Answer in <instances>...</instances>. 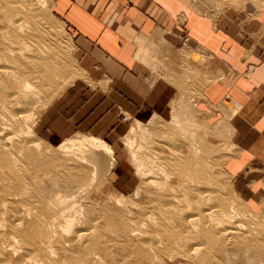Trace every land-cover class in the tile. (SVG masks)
I'll list each match as a JSON object with an SVG mask.
<instances>
[{"label": "rangeland", "instance_id": "rangeland-1", "mask_svg": "<svg viewBox=\"0 0 264 264\" xmlns=\"http://www.w3.org/2000/svg\"><path fill=\"white\" fill-rule=\"evenodd\" d=\"M35 1H39V3ZM38 1L21 0L22 5L28 6V9L37 13L40 19H44L41 20L44 25H48L51 39L50 48L54 49L56 60L62 67L63 73L54 80L55 83H53V87L48 92L36 95L31 100V103H34L31 107L34 111L30 109L31 112L29 110L30 106H27L30 102L28 101L29 103H27L26 98H18L16 103L10 105L6 103V95H4L6 92L0 89V110L5 109L4 111L11 115L12 129L14 131L21 130L20 132L17 131L20 137H23L24 132L28 131L29 127H32L30 128L33 131L32 135L23 139L28 140L30 137L34 142L42 146V154L44 156L40 155L37 159L29 158L27 153H22L21 155L23 156H19V166L21 167H19L21 172H19V208H23L22 210L19 209L22 212L21 214L19 211V223H21L20 226L22 227H24L23 222L31 224L33 231H38V227L39 229L45 228L42 233L46 234L45 237L51 235L49 238H52V240H49L52 242L46 240L47 244L41 243L38 254L34 256L38 259L37 263H35V261L28 259V256H33L30 253L34 248L27 245L32 243L25 244L23 238L19 236V241L17 238L15 239L17 245L14 244L15 247H12V239L7 241L10 237L9 229L2 227L0 229V237L2 236L0 238V250H2V253H0V264H48L50 261H54L51 264H264V200L261 202L260 207L248 204L242 200L224 169V163L228 156L235 151V144L232 140L233 129L229 121L237 112V108L232 104L224 103L219 108L224 112V118L214 119L211 115L203 113L194 107V105H197L199 98H202V92L199 93V91L207 85V81L199 80L197 82L199 91L192 89L191 75L197 73L198 70L202 71L201 66L209 69L210 64L203 57L199 64L192 61L191 58L189 61H173L169 65L172 70L171 74L165 77L170 79L169 82L174 84L180 93L172 101L171 114L168 117L155 114L148 121H138L129 119L127 115L121 113L120 120L123 116H126L129 120L123 122L124 125L121 128L120 136L116 138L117 142L109 143L115 152L113 158H116L117 162H114V166H116L110 169V159L103 161L102 165L101 163L98 164L99 167L102 166L100 169L96 166L97 163H95L96 165L92 164V166L90 163L82 165L77 160L76 150L67 151V154L69 153L72 158L58 147L67 140L93 136L86 133H77L67 140L56 141L36 130V125L42 112L76 78L84 76L86 71L83 66L86 50L81 46L76 35L55 16L53 10L55 0ZM195 3V7L198 10H203L215 18H218L225 11L241 14L248 7L264 12V0H196ZM154 49H156V53L165 55L159 51L158 47ZM162 50L165 51L164 49ZM146 54L149 56L148 51H146ZM145 55L138 57L144 61ZM159 56H156V58ZM156 58H154V70L157 73L161 71L164 73L166 63L162 64V68L160 61L158 62ZM193 69L197 71L195 72ZM209 71L213 70L210 69ZM209 71L207 70L206 72ZM200 74L202 75L203 73L200 72ZM212 75L216 76L215 80H218L223 76V73L217 68ZM41 96L42 98L38 99ZM35 101L37 104H35ZM16 108L20 110L19 113L25 110L27 115L30 114L28 117L23 114V120H17L15 115ZM24 121L25 123H23ZM137 122L143 124L142 128L136 129L137 133L134 140V142L136 141V147L141 145L144 148L139 151V161L143 160L145 163L147 161L146 164L150 165L156 164L154 165L157 166L154 174H146L149 172L146 167L145 172L138 175V162L134 160L132 152L126 146V140H129L128 137L134 135ZM193 124L196 126H193ZM158 132H161V134ZM193 134L194 136H192ZM196 150L199 151V154L195 153ZM45 155L47 157L49 155L55 156L58 160L44 162L45 159L43 160V158L46 157ZM88 156H93V154ZM148 157L153 159L154 161H152L155 163H148L146 159ZM154 157H158V159ZM150 159L149 162H152ZM71 161H74V163ZM93 166H96V168ZM108 170L110 171L107 172ZM163 171H165V174ZM94 173L95 175L93 176ZM84 185H88V187ZM199 188L202 189L199 190ZM201 194H204V197ZM67 199H70V201ZM1 206L0 211L2 210ZM27 206L31 207L32 211H28L30 209ZM208 206L211 209H208ZM65 207H68V209L66 208L67 211ZM33 210L37 211L36 215ZM223 210L229 212L230 218L223 216ZM232 210H235L234 212L236 213ZM208 211L210 212L208 213ZM27 212L28 214L33 212V214L28 217ZM194 212L200 218L198 217L197 219ZM186 213L188 215L191 213L190 215L192 216L193 214L194 217L189 215V218ZM185 214L187 215L185 220L190 227L187 226L188 223L183 219ZM34 216H38V218ZM206 216L208 217L207 220ZM210 216H212L213 220ZM2 217L7 219L8 216H0V218ZM195 218L197 226L195 224L194 226L192 225V220ZM254 218L255 222H253ZM38 219H42L43 223L40 220L38 221ZM64 219L67 220L65 221ZM203 220L205 222L208 221V223H203ZM67 222H72V226L69 224L68 227ZM238 222H241L242 226ZM39 224L43 226L41 227ZM22 227L19 229L24 230ZM195 227L198 232L193 229ZM233 227H237V230L235 229L237 232L234 231V233L227 235V238L224 237L226 236L225 231L233 230ZM47 228L50 230L47 231ZM77 228H79V231H77ZM66 229L67 232L70 231V234L65 233ZM206 229L209 232L211 231L213 235H217L218 238L215 241L206 239L204 237ZM151 230L154 232L152 233ZM218 231L219 234L217 233ZM245 231L246 233L243 234ZM242 240L245 241L243 242ZM82 242L84 243L82 244ZM196 242L198 244H195ZM188 246L191 250L188 249ZM14 248L17 253L13 251ZM29 248H32V250ZM196 248L197 252L200 251L199 253L196 252ZM26 249L31 250V252ZM192 250H194L193 254H191ZM22 255L23 257H21ZM47 256L50 260H47ZM199 259L203 262H199Z\"/></svg>", "mask_w": 264, "mask_h": 264}, {"label": "crops", "instance_id": "crops-1", "mask_svg": "<svg viewBox=\"0 0 264 264\" xmlns=\"http://www.w3.org/2000/svg\"><path fill=\"white\" fill-rule=\"evenodd\" d=\"M195 2L55 0V16L86 50V71L42 112L36 130L56 141L86 133L116 143L124 125L121 113L138 121L171 114L172 101L180 93L165 77L171 74L173 61L191 58L199 64L203 57L210 67L200 65L203 70L191 75V83L198 91L199 80L207 85L199 91L202 98L194 107L214 119L224 118L219 109L224 103L237 108L229 121L235 151L224 169L241 199L260 207L264 200V12L248 7L244 13L225 11L215 18L198 10ZM156 47L165 55L156 53ZM140 55H145L144 61ZM154 58L162 68L166 63V73L154 70ZM217 68L223 76L215 80L212 74Z\"/></svg>", "mask_w": 264, "mask_h": 264}, {"label": "bare ground", "instance_id": "bare-ground-1", "mask_svg": "<svg viewBox=\"0 0 264 264\" xmlns=\"http://www.w3.org/2000/svg\"><path fill=\"white\" fill-rule=\"evenodd\" d=\"M30 1V0H29ZM38 1V0H37ZM36 2V1H35ZM29 3V2H28ZM36 3H39L36 2ZM23 3L21 2V0H0V89H3L4 92H6V103H9L10 105L16 103V101H18V98L24 97L26 98L27 103H29V105L27 104V106L29 107V110L32 109V104L31 100L36 97V95L39 94H44L46 91L48 92V90H50L53 87V83L55 79L59 78V76L61 75V73H63V69L60 66V64L57 62L56 60V54H54L55 51H53L50 48L51 45V39H50V34L48 31V25H44L43 21H41L42 19H40L37 15V13L33 12L32 10L28 9V6H24L22 5ZM31 4V3H30ZM34 9V8H33ZM29 10V11H28ZM44 20V19H43ZM51 28V27H50ZM54 30V28H53ZM53 35V34H52ZM55 37V36H54ZM54 39V38H53ZM57 39V38H56ZM57 46V45H56ZM53 47V46H52ZM59 49V48H58ZM65 58V57H64ZM62 58V59H64ZM62 69V70H61ZM59 81V80H57ZM42 98L41 97H38ZM29 101V102H28ZM34 102V101H33ZM36 102V101H35ZM5 103V102H4ZM37 104V102L35 103ZM46 105V104H45ZM35 106V105H34ZM33 106V107H34ZM4 107V106H3ZM27 107V108H28ZM20 109V108H19ZM5 110V109H4ZM4 110H0V205L2 210L0 211V216H8L7 219H4V217L0 218V229L2 227H7L9 229V233H10V237L8 240L12 239V247L15 245H17V243L15 242V239L17 238V240L19 241V236L23 238V240L25 241V244H31V245H27L28 247L32 246L33 251L31 252L32 248L26 249L29 252H31L30 254L33 256H28L30 260L35 261V263H37L36 261H38L36 254H38L39 252V247L41 245V243H46V240H49L52 238L45 237L46 234L42 233L44 231V229L38 227V231H33V226L29 223H25L24 227L20 226L21 223H19V215H20V210H22L23 208H19V156H23L21 155L22 153H27V156L29 158H34L37 159V157L39 158L40 155L44 156V154H42L43 150H42V146L37 143L34 142L32 138H28L27 139H23V138H27L28 136H31L33 131L30 129L32 127H29L28 131L26 130L24 132V134L21 132V134H23V137H20V134L17 132L19 131V129L17 131H14L12 129V119H11V115L4 111ZM16 119L20 121L23 120V114H25V116L27 115V113H25V110H21L22 112L19 113L20 110H18L16 108ZM33 110V109H32ZM28 111V110H27ZM34 111V110H33ZM13 112V111H12ZM15 112V110H14ZM24 112V113H23ZM29 112V111H28ZM31 112V110H30ZM30 114V113H29ZM28 114V115H29ZM27 115V117H28ZM26 117V118H27ZM14 119V118H13ZM14 121V120H13ZM25 123V121L23 122ZM152 123V122H151ZM189 123V122H188ZM148 124V123H147ZM154 125V123H152ZM143 124L141 123H136L135 125V130H134V135L131 137H128L129 140H126V146H128L129 150L132 152V156L134 158L135 161L138 162L137 165V173L142 174L143 172H145L146 169H149L148 173L146 174H154L156 173L155 171V167L154 166L156 164L153 163V159H150L149 157L146 158L148 160V163L154 164V165H150V164H146V163L142 160L139 161V151H142V146L138 145L136 147V141L135 140V135L137 133L136 129L142 128ZM145 125V124H144ZM188 125V124H187ZM158 126V125H157ZM193 126H196L193 124ZM27 127V128H28ZM166 128V127H165ZM161 129V128H160ZM147 130V129H146ZM206 130V129H205ZM204 130V131H205ZM21 131V130H20ZM19 131V132H20ZM23 131V130H22ZM143 131V130H141ZM160 131V130H159ZM211 131V130H210ZM17 132V133H16ZM147 132V131H145ZM164 132V131H163ZM194 132V131H193ZM197 132V131H196ZM149 132H147L148 134ZM152 133V132H151ZM159 133V132H158ZM207 133V130H206ZM213 133V132H212ZM161 134V132L159 133ZM187 134V133H186ZM195 134V133H194ZM194 134L192 136H194ZM150 135V133H149ZM152 136V135H150ZM155 136V135H154ZM185 136V135H184ZM187 136V135H186ZM145 137V136H143ZM196 137V136H195ZM19 138H21L19 140ZM141 139V138H140ZM195 140V139H194ZM192 140V141H194ZM193 144V143H191ZM194 145V144H193ZM45 147V146H44ZM137 149H136V148ZM182 147V146H181ZM60 150H63L64 152H66L69 150H76L75 155L78 157L77 160H79V163H81L82 165H87L88 163H90V165L92 166V164L94 165L95 163H97V167L98 169H100V167L102 166H98V164L103 163V161L105 162L106 159H110V169H112V167L114 166V162L115 159L113 158L114 152L112 150V147L106 143L105 141H103L102 139L98 138V137H90V138H84V137H77L76 139H71V140H67L64 142V144L60 145L58 147ZM183 148V147H182ZM208 148V147H207ZM136 149V151H135ZM144 149V148H143ZM185 150V149H184ZM193 150V148H192ZM195 150V147H194ZM193 150V151H194ZM161 151V150H160ZM176 151V149H175ZM63 152V153H64ZM182 152V151H181ZM187 152V151H186ZM62 153V154H63ZM72 153V152H70ZM161 153V152H160ZM195 153L199 154V151L196 150ZM61 154V152H60ZM65 154V153H64ZM69 154V153H68ZM67 154V155H68ZM92 155L93 156H88V155ZM70 155V154H69ZM73 155V156H75ZM145 155V154H144ZM195 155V154H194ZM46 156V155H45ZM68 157V156H67ZM69 157H72L71 155ZM76 157V158H77ZM182 157V156H181ZM196 157V155H195ZM25 158V157H24ZM73 158V157H72ZM144 158V156H143ZM157 158L158 157H154ZM192 158V157H191ZM45 159L44 162H53L58 160L57 157H53V156H46L43 158V160ZM68 159V158H67ZM149 159L152 162H149ZM187 159V157H186ZM141 160V158H140ZM161 160V159H159ZM182 160V159H181ZM183 161V160H182ZM190 162V160H188ZM74 163V161H71ZM180 162V160H179ZM192 162H193V158H192ZM59 163V162H58ZM78 163V162H77ZM181 163V162H180ZM183 163V162H182ZM21 164V162H20ZM71 164V163H70ZM137 164V163H136ZM25 165V164H24ZM107 165V166H108ZM198 165V164H197ZM23 166V165H22ZM96 166L94 168H96ZM161 166V165H159ZM64 167V166H63ZM147 167V168H146ZM21 168V167H20ZM146 168V169H145ZM172 168V167H171ZM109 169V168H108ZM97 170V169H96ZM157 170V169H156ZM60 171V169H59ZM98 171V170H97ZM110 170H108L107 172H109ZM159 171V170H158ZM187 171V168H186ZM165 174V171H163ZM177 172V171H176ZM196 172V171H195ZM21 173V172H20ZM96 173V171H95ZM95 173L93 174V176L95 175ZM162 173V172H160ZM92 174V173H91ZM102 174V173H101ZM105 174V173H104ZM163 174V173H162ZM196 175V174H195ZM23 176V175H22ZM91 176V175H90ZM167 176V175H165ZM81 177V176H80ZM149 177V176H148ZM192 177V176H191ZM93 178V177H92ZM91 178V179H92ZM98 178V177H96ZM151 178V177H149ZM155 178V177H154ZM159 179H161L160 177H158ZM167 178V177H166ZM169 178V177H168ZM95 179V178H94ZM82 180V179H81ZM151 180V179H150ZM149 180V181H150ZM153 180V179H152ZM162 180V179H161ZM204 181V180H202ZM89 183V182H88ZM92 183V182H91ZM148 184L152 183L150 181L147 182ZM154 183V182H153ZM166 183V182H165ZM205 183V182H204ZM25 185V184H24ZM26 186V185H25ZM87 186L88 185H84ZM154 186V185H153ZM161 186V185H160ZM24 187V186H23ZM27 187V186H26ZM165 187V186H164ZM203 188V187H202ZM201 188V189H202ZM199 188V190H201ZM27 190V189H26ZM30 190V189H29ZM80 190V189H79ZM78 190V191H79ZM84 190V189H83ZM204 190V189H203ZM25 191V190H24ZM26 192V191H25ZM205 192V190H204ZM201 192V193H204ZM78 193V192H77ZM76 193V194H77ZM207 193V192H206ZM61 194V193H60ZM167 194V193H166ZM180 194V193H179ZM178 194V195H179ZM202 195V194H201ZM204 195V194H203ZM202 195V196H203ZM81 196V195H80ZM135 196V195H133ZM27 197V196H26ZM25 197V198H26ZM71 197V196H70ZM76 197V196H75ZM204 197V196H203ZM29 198V197H28ZM74 198V197H73ZM176 198V197H175ZM179 198V197H177ZM183 198V197H182ZM76 199V198H74ZM59 200V199H58ZM70 201V199H67ZM177 200V199H176ZM199 200V199H198ZM28 201V200H27ZM43 201V200H42ZM63 201V200H62ZM119 199L117 200L118 203ZM179 201V200H178ZM183 201V199H182ZM44 202V201H43ZM121 202V200H120ZM119 202V205H120ZM197 202V201H196ZM50 203V202H49ZM63 203V202H61ZM48 204V203H47ZM59 204H60V200H59ZM66 204V202H65ZM166 204V202H165ZM168 204V203H167ZM37 205V204H36ZM62 205V204H61ZM60 205V206H61ZM169 205V204H168ZM232 205V204H231ZM56 206V205H55ZM166 206V205H165ZM215 206V205H214ZM212 206V207H214ZM223 206V203H222ZM24 207V206H22ZM28 207V206H27ZM41 207V206H40ZM210 206H208V209ZM29 208V207H28ZM27 208V209H28ZM31 208V207H30ZM29 208V209H30ZM64 208V207H63ZM68 209V207H65ZM190 208V207H189ZM206 209V207H204ZM203 208V210H204ZM215 208V207H214ZM217 208V207H216ZM20 209V210H19ZM38 209V208H37ZM73 209V208H72ZM171 209V207H170ZM173 209V208H172ZM181 209V208H180ZM188 209V208H187ZM236 209V207H235ZM64 210V209H63ZM189 210V209H188ZM195 210V209H194ZM202 210V211H203ZM207 210V209H206ZM213 210V209H212ZM212 210H210L212 212ZM20 211V212H19ZM28 211H32L31 209ZM67 211V210H66ZM205 211V210H204ZM208 211V213L210 212ZM223 216L226 217L229 216V212L226 210H223ZM231 211V210H230ZM233 212L235 210H232ZM238 211V210H237ZM26 212V211H25ZM33 212H36L35 210H33ZM33 212L31 214H33ZM248 212V211H247ZM63 213V212H61ZM193 213V212H192ZM205 213V212H204ZM207 213V214H208ZM213 213V212H212ZM236 213V212H234ZM233 213V214H234ZM22 214V212H21ZM25 214V213H24ZM28 214V212H27ZM28 214V217L29 215ZM64 214V213H63ZM81 214V213H80ZM147 214V213H146ZM187 214V213H186ZM184 215L183 217L187 216ZM191 214V213H190ZM189 214V215H190ZM194 214L196 215V212H194ZM257 214V213H256ZM264 214V213H263ZM77 215V214H76ZM79 215V213H78ZM188 215V217H189ZM205 215V214H204ZM220 215V214H219ZM237 215V214H236ZM250 215H252L250 213ZM38 216H40L38 214ZM38 216H36L38 218ZM75 216V215H74ZM191 216V215H190ZM192 216L194 217V215L192 214ZM191 216V217H192ZM209 216V215H208ZM218 216V215H217ZM234 216V215H232ZM255 216V215H254ZM31 217V216H30ZM35 217V216H34ZM32 217V218H34ZM35 217V218H36ZM62 217V216H61ZM197 219L199 217H197V215L195 216ZM212 218V216H210ZM209 217V218H210ZM241 217V216H240ZM246 217V216H245ZM257 217V216H256ZM43 218V217H42ZM101 218V217H100ZM187 217L183 218L184 220ZM190 218V217H189ZM195 219H191L192 220V225L197 226V220ZM200 218V217H199ZM207 216H206V220H207ZM227 218V217H226ZM253 218V216H252ZM264 218V216H263ZM45 219V218H44ZM56 219V218H55ZM54 219V220H55ZM70 219V218H69ZM73 219V218H72ZM70 219V220H72ZM222 219V218H221ZM257 219V218H256ZM36 220V219H35ZM40 219H38L39 221ZM65 221L67 219H64ZM74 220V219H73ZM154 220V219H153ZM213 220V218H212ZM219 220V219H218ZM263 220V219H262ZM42 222V219L40 220ZM57 221V220H56ZM167 221V220H166ZM186 221V220H185ZM196 221V223H195ZM204 221V220H203ZM236 222V220H234ZM255 218L254 221L255 222ZM264 221V220H263ZM8 222V223H6ZM34 222V221H33ZM40 222V223H41ZM52 222V221H51ZM144 222V221H143ZM194 222V223H193ZM208 223V221H206ZM205 221L203 223H206ZM259 222V221H258ZM36 224V222H34ZM38 223V222H37ZM43 223V222H42ZM72 222L68 223V227L69 224L71 225ZM186 223H188L186 221ZM217 223V221H216ZM228 223V222H227ZM239 223V222H238ZM264 223V222H263ZM49 224V223H48ZM74 224V223H73ZM161 224V223H160ZM226 224V223H225ZM241 224V222L239 223ZM238 224V225H239ZM257 224V223H254ZM262 224V223H261ZM260 224V225H261ZM38 225V224H37ZM36 225V226H37ZM41 225V224H39ZM66 225V224H65ZM219 225V224H218ZM263 225V224H262ZM261 225V226H262ZM22 227L24 230H20L19 228ZM35 226V225H34ZM43 225H41L42 227ZM45 226V225H44ZM72 226V225H71ZM187 226H189V223L187 224ZM242 226V224H241ZM47 227V226H46ZM53 227V226H52ZM144 227V226H143ZM190 227V226H189ZM238 227V226H237ZM236 227V228H237ZM240 227V226H239ZM244 227V226H243ZM254 227V226H253ZM252 227V228H253ZM257 227V225H256ZM36 228V227H34ZM209 228V227H207ZM225 228V226H224ZM223 228V229H224ZM229 228V227H228ZM235 227H233L230 231H225V235L224 237L227 238V235H230L232 233H234V231H236ZM241 228V227H240ZM6 229V228H5ZM37 229V228H36ZM42 229V231H41ZM70 229V228H69ZM79 228H77V231ZM85 229V228H83ZM87 229V228H86ZM166 229V228H165ZM197 231L196 227L193 228ZM227 229V227L225 228ZM236 229V230H235ZM257 229V228H256ZM50 230L47 228V231ZM62 230V229H61ZM82 230V229H81ZM220 230V228H219ZM228 230V229H227ZM239 230V228H238ZM46 231V232H47ZM65 231V230H64ZM92 231V230H91ZM191 231V228H190ZM243 231V230H242ZM255 231V230H254ZM36 232V233H35ZM45 232V233H46ZM53 232V230H52ZM67 232V229L65 231V233ZM152 232V230H151ZM154 232V231H153ZM152 232V233H153ZM183 232V231H182ZM203 232V231H202ZM201 232V233H202ZM205 235L204 237L210 241H215L218 236L213 235L211 233V231L209 232V230L206 229L205 231ZM237 232V231H236ZM241 232V231H240ZM8 233V234H9ZM48 233V232H47ZM68 234H70V231L67 232ZM66 233V234H67ZM79 233V232H78ZM85 233V232H84ZM184 233V232H183ZM186 233V232H185ZM219 234V231L217 232ZM246 231L243 233L245 234ZM255 233V232H254ZM49 234V233H48ZM55 234V233H54ZM80 234V233H79ZM93 234V233H92ZM134 234V233H133ZM221 234V233H220ZM241 234V233H240ZM257 234V233H256ZM56 235V234H55ZM77 236H79L78 234H75ZM153 235H157V234H153ZM87 236V235H86ZM99 236V235H98ZM159 236V235H158ZM157 236V237H158ZM246 236V235H245ZM248 236V235H247ZM2 237V236H1ZM0 237V238H1ZM82 237V236H80ZM220 237V236H219ZM223 237V236H222ZM223 237V238H224ZM19 238V239H18ZM48 238V239H47ZM83 238V237H82ZM162 238V237H161ZM5 239V238H4ZM38 239V241H37ZM70 239V238H69ZM77 239V238H76ZM235 239V238H234ZM16 240V241H17ZM51 240H49L48 242H50ZM72 240V239H71ZM75 240V239H74ZM85 240V239H83ZM148 240V239H146ZM5 241V242H7ZM143 241V240H142ZM154 241V240H152ZM243 241V240H242ZM245 241V240H244ZM243 241V242H244ZM10 242V241H9ZM52 242V241H51ZM85 242V241H84ZM82 242V244L84 243ZM165 242V241H164ZM19 243V242H18ZM155 243V242H154ZM153 243V244H154ZM161 243V242H160ZM159 243V244H160ZM15 244V245H14ZM96 244V243H95ZM114 244V243H112ZM156 244V243H155ZM163 244V243H162ZM192 244V243H191ZM191 244H189V246H191ZM195 244H198L197 242ZM194 244V245H195ZM201 244V243H200ZM230 244V243H229ZM11 245V244H10ZM21 245V244H20ZM176 245V244H175ZM193 245V244H192ZM202 245V244H201ZM3 246V245H2ZM26 246V245H24ZM44 246V245H42ZM41 246V247H42ZM87 246V245H86ZM160 246V245H159ZM163 246V245H161ZM188 246V247H189ZM205 246V245H204ZM19 247V245H18ZM49 247V246H48ZM83 247V246H82ZM156 247V246H155ZM11 248V247H10ZM44 248V247H43ZM42 248V249H43ZM51 248V247H50ZM205 248V247H204ZM9 249V248H8ZM12 249V248H11ZM17 249V246H16ZM16 249L14 248V252L16 251ZM45 249V248H44ZM85 249V248H84ZM88 249V248H87ZM152 249V248H151ZM161 249V248H160ZM190 249V247L188 248ZM194 249V248H193ZM200 249V248H199ZM198 249V250H199ZM18 250V249H17ZM54 250V249H53ZM90 250V249H89ZM191 250V249H190ZM19 251V250H18ZM22 251V250H21ZM52 251V248H51ZM50 251V252H51ZM153 251V250H152ZM182 251V250H181ZM192 250V253L193 254ZM49 252V251H48ZM175 252V251H174ZM196 252H197V248H196ZM200 251H198L197 253H199ZM207 252V251H204ZM0 253H2V250H0ZM17 253V251H16ZM14 253V254H16ZM77 253V251H76ZM177 253V252H176ZM173 254V253H172ZM190 254V253H189ZM204 255V253H202ZM206 254V253H205ZM50 255V254H49ZM48 255V256H49ZM182 255V254H181ZM196 255V254H195ZM199 255V254H198ZM27 256V255H26ZM48 256L46 257L47 260H50L48 258ZM23 257V255L21 256ZM98 258V257H97ZM25 259V257H24ZM27 259V260H28ZM202 259V258H201ZM201 259H199V262H203ZM64 260V259H63ZM24 261V260H23ZM31 261V262H32ZM46 261V260H45ZM94 261V260H93ZM25 262V261H24ZM30 262V261H29ZM40 262V261H39ZM42 262V261H41ZM51 262L54 261H50L49 263L51 264ZM95 262V261H94ZM48 263V264H49ZM63 263V261H62ZM65 263V262H64ZM8 264V263H7ZM26 264V263H25ZM54 264V263H52ZM66 264V263H65ZM69 264V263H68Z\"/></svg>", "mask_w": 264, "mask_h": 264}, {"label": "built area", "instance_id": "built-area-1", "mask_svg": "<svg viewBox=\"0 0 264 264\" xmlns=\"http://www.w3.org/2000/svg\"><path fill=\"white\" fill-rule=\"evenodd\" d=\"M129 119L126 117V116H123L122 118H121V121L122 122H127Z\"/></svg>", "mask_w": 264, "mask_h": 264}]
</instances>
